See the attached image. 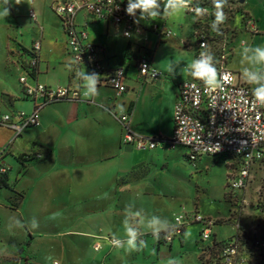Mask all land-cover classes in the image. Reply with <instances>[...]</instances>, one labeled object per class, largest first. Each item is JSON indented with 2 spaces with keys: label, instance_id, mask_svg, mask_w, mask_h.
<instances>
[{
  "label": "rangeland",
  "instance_id": "374dc122",
  "mask_svg": "<svg viewBox=\"0 0 264 264\" xmlns=\"http://www.w3.org/2000/svg\"><path fill=\"white\" fill-rule=\"evenodd\" d=\"M52 12L59 17L55 10ZM186 12L183 11V17ZM246 22V15L244 19L241 14L235 15L231 27L237 38L226 50L228 67L245 83L242 69L251 65L241 62L240 52L242 41L249 45L253 36V31L246 29ZM259 41L254 46H264ZM25 75L32 81L28 72ZM31 103L30 113L35 110V102ZM58 109L57 104L45 108L39 114L40 120L45 121L50 112L57 113ZM17 112L12 109L8 113ZM92 120L79 127L64 120L54 132L58 140L53 147L36 134L34 141L27 137L25 141L31 150L17 156L18 167L10 156L4 157L3 161L12 168L11 183L18 192L25 191V199L19 210H12L8 208L9 202L4 204L8 192L0 191V264H167L170 258H178L181 264H201L200 234L205 225L195 223V216L202 215L220 224L212 226V235L229 237L237 229L264 228V164L253 168L245 188L233 192L228 184L237 165L228 156L200 153L191 162L186 157L191 154L190 149L178 144L154 150L118 148L114 140H99L102 128ZM113 127L106 128L113 130ZM34 129L25 132L36 133ZM80 133L86 137H80ZM67 144L77 148L74 158L65 152ZM102 154L100 160L96 159ZM40 161H45L46 166L32 165L30 173L24 176L31 163ZM12 196L18 197L15 193ZM128 205L132 206V212L142 213L135 219L146 235L147 246L139 252L112 247L108 240L113 233L125 238L123 220ZM152 215L167 218L173 224H177L181 215L189 219L184 229L190 236L186 239L177 235L173 253L162 260L158 259V239L144 219ZM33 220L38 226L32 225ZM98 242L103 245L102 251L95 248ZM204 244L209 241L204 240ZM22 248L25 249L20 254ZM107 250H113L115 256L106 257ZM49 256L51 260L46 259Z\"/></svg>",
  "mask_w": 264,
  "mask_h": 264
},
{
  "label": "crops",
  "instance_id": "0c3cea01",
  "mask_svg": "<svg viewBox=\"0 0 264 264\" xmlns=\"http://www.w3.org/2000/svg\"><path fill=\"white\" fill-rule=\"evenodd\" d=\"M57 1L59 0H21L20 4H16L15 0H11L9 16L0 17V118L12 109L26 113L33 109L32 100L25 95L24 85L20 81L25 72L31 76L32 81L27 80L31 84L41 83L52 89L71 86L81 90L75 72L78 68L82 69V65H76L71 61L68 38L62 20L52 12ZM240 4L247 21L251 20L255 24V29L245 24L246 29L253 31L249 45L254 46L259 40L261 44L264 43V0H246ZM31 9L37 13V20L30 17ZM193 15L194 17H191ZM174 17L141 20L139 24L135 23L136 28L127 36L126 24L115 25L110 21L96 20L88 13H80L76 21L79 27L87 29L89 35L87 43L100 48L104 69L98 83V94L88 100L81 96L79 100H60L47 105L42 111L54 104L60 109L57 113L50 112L45 121L40 120L39 125L29 127L35 128L36 133L28 130L16 138L10 128L0 123V155L10 156L18 167L17 156L31 150L25 141L26 138L34 141L36 134L48 146L53 147L58 140L54 132L64 120L79 127L93 119L95 125L102 128L98 133L100 138L102 137L100 141L114 140L118 148L125 146L124 149L133 147L122 142L124 126L117 117L124 114L129 115L130 126L134 131L143 135L170 137L174 131V109L180 96V85L185 80L194 79L181 69L196 58L192 48L196 44L198 19L195 14L188 11L185 17L183 11ZM171 19L174 20L170 22ZM163 30H171L172 34L169 36L162 34ZM235 38L237 34L231 40V45ZM37 41L41 42V51L36 65V76H33L34 70L30 68L31 55L22 47L30 50ZM242 43L246 45L247 41L243 40ZM143 56L149 57L152 65L163 72L161 77L152 79L141 74L138 65ZM170 65L176 66L174 72L168 70ZM116 68H123L125 71L124 84L127 90L124 92H119L105 82L108 73ZM87 73L91 74L89 71ZM110 125L115 126L113 130L106 128ZM90 134L87 132L91 138ZM112 135L116 136L113 138ZM79 136L86 137L82 133ZM22 138L24 141L20 140ZM78 140L82 141L80 138ZM73 144H67L64 149L74 158L77 148ZM17 149L19 153L16 152ZM103 154L95 158L100 160ZM32 165L45 167L46 163L45 161L31 163L26 168L24 176L30 173ZM0 191L8 192L5 195L6 204L12 192L2 189ZM22 205L23 201L18 210ZM219 225L215 222V226ZM242 230L248 231L245 228ZM238 232L237 229L232 236ZM229 237L216 234L218 241ZM160 244L158 259L162 260V257L173 253L174 241L170 244ZM112 251L107 250L106 257L115 256ZM144 252L146 253L145 250ZM136 257L133 259L137 260ZM200 258L201 255L199 262ZM121 262H124L123 259Z\"/></svg>",
  "mask_w": 264,
  "mask_h": 264
},
{
  "label": "built area",
  "instance_id": "2783aa9c",
  "mask_svg": "<svg viewBox=\"0 0 264 264\" xmlns=\"http://www.w3.org/2000/svg\"><path fill=\"white\" fill-rule=\"evenodd\" d=\"M126 6L127 0H59L55 3L53 10L59 14L62 20L68 38V52L76 65L85 66L89 72L100 75L104 69L100 58V48L87 43L88 31L78 26L77 16L85 12L96 20L110 21L115 25L126 24V34L130 36L131 31L136 28V24L133 17L126 14ZM187 11L195 14L191 9ZM29 14L32 19H38L35 10L31 9ZM246 24L255 29V24L251 20ZM156 29H158V25H156ZM161 33L169 36L172 31L163 30ZM204 42L214 53L219 78L223 81L222 87L206 90L205 85L198 79L183 81L174 109V131L170 137L143 135L134 131L130 126L128 114L117 118L124 126L122 142L138 150H153L165 146L175 147L178 144L190 149L189 156L194 161L201 155L200 153L210 156L235 157L236 171L230 176L228 184L231 191L235 192L247 186L252 177L253 168L264 164V105L256 102L252 91L254 87L245 83L241 76H238L227 66L226 50L230 47L231 41L223 40L220 45V53H215L211 48L209 34L202 26L196 30L198 56L202 50L200 45ZM40 51V41L35 42L34 46L27 51L31 55L30 68L32 71L38 63ZM138 66L141 74L145 77L157 79L163 74L161 70L152 65L147 56L140 58ZM124 77V69L116 68L108 73L105 82L119 92H124L127 90ZM27 80L26 75L20 77L25 95L35 102L34 112L18 111L13 115L8 113L0 118V123L10 128L16 138L29 127L39 125V114L47 105L60 100H79L82 96L81 90L71 86L52 89L41 83H28ZM3 159L4 155L1 154L0 174L6 173L10 169ZM177 218H179V220L176 219L177 231L168 237L161 233L157 238L158 242L170 244L177 235L184 234V225L189 219L182 215ZM201 222L205 225L202 234H200L203 241L201 254L210 260V264L264 263V234L261 229L259 231L239 229L238 233L228 238L230 241L221 243L222 241L216 240L212 235L211 230L215 221L202 215L195 216V223ZM145 236L144 234L142 239L145 240ZM110 239L111 237L108 238L109 241ZM204 240H208L209 244L205 245ZM102 246V243L98 242L95 248L101 250ZM111 246L116 247L112 244ZM55 264H59V262Z\"/></svg>",
  "mask_w": 264,
  "mask_h": 264
},
{
  "label": "clouds",
  "instance_id": "9594fccd",
  "mask_svg": "<svg viewBox=\"0 0 264 264\" xmlns=\"http://www.w3.org/2000/svg\"><path fill=\"white\" fill-rule=\"evenodd\" d=\"M20 4L21 0H15ZM195 6L193 7V5ZM215 9L214 20L211 22V29L219 34L220 26L227 20L224 8L228 5V0H212ZM11 0H0V17H8L10 14ZM191 9L196 17L207 14V9L199 5L197 0H127L126 14L133 17L134 23L139 24L141 20H155L157 17H171L181 13L184 10ZM139 13V16H137ZM201 51L197 58L191 61L181 71L188 72L193 78L200 80L206 90H214L222 87L223 81L219 78L217 61L214 53L208 48L207 44L201 43ZM241 62L247 61L251 67L242 69V76L247 83L255 85L253 96L257 103L264 105V46L244 45L240 52ZM81 60V59H80ZM176 66L170 65L169 71L174 72ZM82 98L88 100L98 94V83L100 74L92 72L88 74L86 69H77L75 72ZM125 218L123 220L124 236L121 239L116 233L112 234L110 244L124 248L126 251H141L147 244L142 236L144 233L140 230L139 220L142 216L141 211L132 212V206L125 208ZM147 222V228L151 230L154 237L159 238L161 233L168 237L177 231L178 224H173L167 218L158 215H152L150 218H144ZM179 220V218H177ZM17 224L20 222L17 221ZM33 226H38L36 221H32ZM185 238L190 236L189 231H185ZM51 260V257H46ZM167 264H181L178 258H170Z\"/></svg>",
  "mask_w": 264,
  "mask_h": 264
},
{
  "label": "trees",
  "instance_id": "16d2710c",
  "mask_svg": "<svg viewBox=\"0 0 264 264\" xmlns=\"http://www.w3.org/2000/svg\"><path fill=\"white\" fill-rule=\"evenodd\" d=\"M197 2L199 3V5H201L202 7L206 8L207 14L204 15V17H201L197 20L196 22V30H198L200 27H205L209 37H210V41H211V48L214 49L215 53H220V45L223 42V40H233V38L236 35L235 30L231 27L233 25L234 22V18L236 14H241L243 16V19L245 17V13L242 10V5L240 4L239 0H228V5L224 8V12L227 16V20L220 26V32L219 34L217 32L212 31L210 25L211 22L214 20V7L212 5V0H197ZM246 23H244L245 25ZM231 44V42H230ZM23 50L28 51L26 48L22 47ZM193 51L196 55V58L198 57V43H196L193 46ZM37 66L34 67V72L32 73L33 76H36V70ZM187 159L189 161H194L191 159V157L189 155H186ZM214 157H220V156H214ZM230 159L232 160H236L235 157L233 156H228ZM18 163L19 159H17ZM22 162V161H21ZM22 165H24V163H22ZM234 166H236V164H233ZM10 170L11 168L6 172V173H2L0 174V189L2 190H9L13 193H15L16 195H18V197H13L11 196L8 199V208L12 209V210H18L22 199L25 196L24 192H18L15 188L14 185L11 183L10 181ZM18 200V201H16ZM261 232L264 234V228H260ZM201 236V235H200ZM214 238L216 239V235H214ZM217 240V239H216ZM230 241V239H224L222 240L221 243H226ZM201 242L203 243V241L201 240ZM160 244V241L158 242ZM217 244H219L217 242ZM25 248H22L20 250V254H23ZM200 262L201 264H210V260H207L205 258V255L201 254V258H200Z\"/></svg>",
  "mask_w": 264,
  "mask_h": 264
},
{
  "label": "water",
  "instance_id": "95a60500",
  "mask_svg": "<svg viewBox=\"0 0 264 264\" xmlns=\"http://www.w3.org/2000/svg\"><path fill=\"white\" fill-rule=\"evenodd\" d=\"M246 0H239L240 3H244Z\"/></svg>",
  "mask_w": 264,
  "mask_h": 264
}]
</instances>
